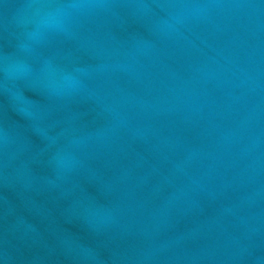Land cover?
I'll list each match as a JSON object with an SVG mask.
<instances>
[{"label":"water","instance_id":"95a60500","mask_svg":"<svg viewBox=\"0 0 264 264\" xmlns=\"http://www.w3.org/2000/svg\"><path fill=\"white\" fill-rule=\"evenodd\" d=\"M0 264H264V0H0Z\"/></svg>","mask_w":264,"mask_h":264}]
</instances>
